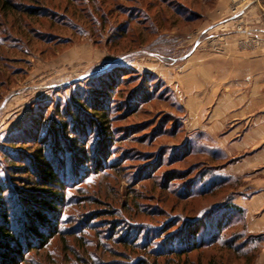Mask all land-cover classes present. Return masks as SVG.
Returning <instances> with one entry per match:
<instances>
[{"label": "rangeland", "instance_id": "1", "mask_svg": "<svg viewBox=\"0 0 264 264\" xmlns=\"http://www.w3.org/2000/svg\"><path fill=\"white\" fill-rule=\"evenodd\" d=\"M242 1L230 15L249 16L207 28L214 1L1 0L0 191L15 221L37 191L63 197L45 216L57 233L21 264H256L233 208L246 155L211 117L254 88L227 53L264 38V0ZM49 163L59 189L41 185ZM180 230L183 243L220 231L179 255Z\"/></svg>", "mask_w": 264, "mask_h": 264}, {"label": "crops", "instance_id": "2", "mask_svg": "<svg viewBox=\"0 0 264 264\" xmlns=\"http://www.w3.org/2000/svg\"><path fill=\"white\" fill-rule=\"evenodd\" d=\"M212 1H214L212 7L206 13L207 28L249 16L244 9L237 17L230 15L235 3L238 4L237 7L243 6L240 3L242 0ZM259 15L262 16V13ZM229 42L227 51L228 56H231L229 62L238 60L239 70L244 71L240 75V82L245 88L247 86L254 88L250 94H247L246 90L244 94H239L237 104H230L222 110L214 111L211 117L217 125L220 122L229 125L228 136L232 140L234 139L232 134H239L238 140L233 141L231 147H236L242 152L241 156H246L240 158L234 168L236 174L247 179L244 188L248 189V193L238 196L235 203L244 210L246 230L251 234H258L264 232V38L251 48L250 44L247 46L241 43L239 45L235 41ZM225 101L232 102L231 98H225ZM213 127H210L212 128L210 132H217ZM260 244L256 264H264V241Z\"/></svg>", "mask_w": 264, "mask_h": 264}, {"label": "trees", "instance_id": "3", "mask_svg": "<svg viewBox=\"0 0 264 264\" xmlns=\"http://www.w3.org/2000/svg\"><path fill=\"white\" fill-rule=\"evenodd\" d=\"M212 1V0H208ZM1 2V0H0ZM4 2L8 3V0H4ZM30 15H35V10L29 9ZM181 17V16H180ZM198 17H184V20L187 22H193ZM130 54V53H129ZM127 55V54H126ZM130 56V55H129ZM115 60H120L116 58ZM1 75V74H0ZM82 103L85 105L86 110L90 111L93 110L94 114H97L99 122H103L107 115L105 111L100 112L99 108H97L96 99L95 101H89L87 98L82 100ZM85 110V111H86ZM86 111V112H87ZM44 169L40 171L41 174V185H50L53 187L60 188L62 181L60 179L59 173L56 167L52 164H43ZM60 193L57 191H37L35 194V200L37 201H30L31 202V211L25 209L23 211V215L21 219L17 218L16 221L12 219L13 214L10 210H8L7 203L4 202L3 192L0 191V245L4 244L6 250L0 252V264H4V260H8L7 264H21L25 261L26 254L30 253V251L43 248L44 245L55 236L57 233L56 224L55 222H48L45 216H51L52 220L55 221L57 219L58 209L62 204V196L59 195ZM27 203H29L28 199ZM230 200V199H228ZM233 208H236L238 212L244 216V210L234 205ZM243 227L246 232V225L244 223L243 217ZM222 228V226H221ZM46 229V230H45ZM44 230V231H43ZM47 234H46V232ZM220 231V230H219ZM219 231L217 234L214 235V238L210 241H186L185 243L181 242L182 238H185L184 235L187 231L180 230L177 233H182L181 235H176L177 241L179 242L178 246L180 249H173V253H177L179 255L185 254L187 252H191L193 250H197L204 246H208L214 244L219 236ZM45 232V233H44ZM249 233V232H248ZM187 235V238H190V232ZM251 238H254L256 242H263L264 241V232L258 234H248ZM182 243V244H181ZM258 248L256 247L254 250V255H250L248 258V262H251L258 253ZM253 258V259H251Z\"/></svg>", "mask_w": 264, "mask_h": 264}, {"label": "water", "instance_id": "4", "mask_svg": "<svg viewBox=\"0 0 264 264\" xmlns=\"http://www.w3.org/2000/svg\"><path fill=\"white\" fill-rule=\"evenodd\" d=\"M110 64H111V63H108V65H110ZM108 65H107V66H108Z\"/></svg>", "mask_w": 264, "mask_h": 264}]
</instances>
